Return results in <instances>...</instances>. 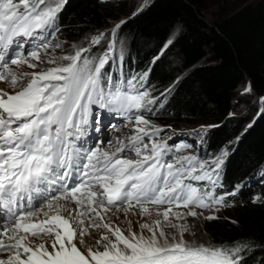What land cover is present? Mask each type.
<instances>
[{
	"label": "snow or ice",
	"instance_id": "snow-or-ice-1",
	"mask_svg": "<svg viewBox=\"0 0 264 264\" xmlns=\"http://www.w3.org/2000/svg\"><path fill=\"white\" fill-rule=\"evenodd\" d=\"M60 6L61 0H0V81L20 87L12 93L0 89V209L11 222L0 225V264H240L241 246L186 241L188 226L173 222L197 215L191 209L179 211L181 206L208 208L209 201L224 204L226 196L236 195H215L226 149L211 161L196 155L172 157L166 142L144 143L161 129L140 114L135 116L136 134L114 151L78 143L90 119L99 124L94 109L130 114L155 103L137 87L135 77L125 82L108 73V52L90 58L84 55L90 48H81L49 57L47 63L55 66L40 72L18 73L9 67L38 66L32 60L41 62L40 49L50 45L41 40L25 55L21 38H36L51 27ZM103 36L93 37L91 44H99ZM144 79L146 74L140 77ZM23 80L27 83L21 87ZM126 149L137 159L122 156ZM186 180H206L212 191H200ZM33 200L42 203L33 207ZM69 203L75 207L69 209ZM125 205V212L138 207L141 216L150 217L154 210L159 218L142 223L139 234L125 235L104 216ZM163 205L167 207L161 209ZM167 227L176 233L170 236ZM98 228L106 232L95 247L86 246L84 236Z\"/></svg>",
	"mask_w": 264,
	"mask_h": 264
},
{
	"label": "trees",
	"instance_id": "trees-1",
	"mask_svg": "<svg viewBox=\"0 0 264 264\" xmlns=\"http://www.w3.org/2000/svg\"><path fill=\"white\" fill-rule=\"evenodd\" d=\"M208 1L152 0L117 28L118 37L124 32L118 39L128 38V45L121 41L127 48L126 67H152L147 89L155 97V123L180 118L217 124L204 137L206 152L212 155L251 122L225 159L215 189L216 196L236 195L225 197L216 219L192 224L189 234L195 244L241 246L240 264H264V184L248 185L260 170L264 175V109L239 117L234 105L237 88L247 79L255 95L264 96V0L222 5L207 20ZM114 10L119 15L129 11L125 0H61L56 31L67 43L84 44L86 36L110 25ZM109 39L91 47L89 57L98 58Z\"/></svg>",
	"mask_w": 264,
	"mask_h": 264
},
{
	"label": "rangeland",
	"instance_id": "rangeland-1",
	"mask_svg": "<svg viewBox=\"0 0 264 264\" xmlns=\"http://www.w3.org/2000/svg\"><path fill=\"white\" fill-rule=\"evenodd\" d=\"M114 1H118V0H101L102 3L107 4V3H113ZM126 1V6L128 8V12L127 14H120L117 10H114L113 13L116 17H114L111 21H110V25L105 28L102 29V31L98 34H95L94 36H86L83 39V42H85L84 44L77 42L76 44L72 45L71 43H67L63 40V38L60 36V34L56 37V39L52 42V44L50 45V47L47 48V50L45 49H40V57H41V62H38L36 60H32V63H36L38 66L36 68H30L28 67L26 64H20V65H11L9 63V67L15 71L19 73V69L21 70V73H24L27 71H38V68H41L43 66L42 69H44L46 66L47 68L50 67L53 64H49L47 63V60L49 57H62L65 55H71V51L72 48L76 45H78L81 48H86L88 46H91V40L93 37L100 35L101 33L104 34L102 40H108L109 37L111 36V33L113 32V28L116 27L117 25H121L122 26V21H128L131 17L132 14L138 12L140 9L144 8L145 6H147L148 4L151 3L152 0H125ZM257 0H209L208 4L206 6V11H205V17L206 19H212L220 10V6L222 5H227V4H231L234 7H241V6H245L247 3H251V2H255ZM63 25V24H62ZM122 29V27L120 28ZM124 33L123 29L122 31L119 33V37L120 34ZM48 33H46L45 35H41L38 36L37 41H35L36 43L40 42L41 40H43L44 42H47ZM118 37V38H119ZM117 39V37L115 38ZM111 40V39H110ZM120 40V41H119ZM126 43L128 45V38L124 37L122 39H118V43H120L119 46V50L116 54V59L118 62L122 61L125 57V53L127 51V48L125 47V45L123 44V42ZM25 39L21 38V43L24 44ZM103 42V41H102ZM117 42V40H116ZM59 44L60 47H56V45ZM103 44V43H102ZM24 54L27 55L28 50L23 49ZM70 53V54H69ZM165 54V53H164ZM155 58V55L153 56ZM153 58V59H154ZM57 63H66L64 61H61L59 59H57ZM23 82L26 84V80H23L20 82V86H23ZM1 86L4 88H9L11 90L14 91H18L20 90V87H17L15 89H12L9 84L7 82H2ZM137 87L142 88V81H137ZM250 87V91H246V89H248ZM234 105H235V114H237V116H244L247 117L249 115H253V113H255L256 111L260 110V108H262V110L264 109V96H256L255 93L252 91L251 86L248 85V83L243 82L239 85V87L237 88V92H236V96L234 98ZM158 116H154V117H146V120L150 121L151 124H155L154 120L157 119ZM163 125H159L161 126V128H163V138L169 139L171 136L173 135H178L180 141L182 142H187L188 144H190V147H188V151L187 153L190 154H194L196 156L199 157V159L204 160L203 159V154H204V147H203V141H201V135L204 131H201L202 126H204L205 128H207V130H211L213 128H216L218 125L217 124H213V123H208V122H199V121H185L183 119L180 118H166L162 121ZM251 124V122L246 123L240 130L239 134L234 136L228 145L231 144V146H229L227 152H230V150L233 148L234 143L237 141L236 139L240 138L241 135H243L245 133V131L249 128V125ZM210 126V127H209ZM176 135V136H177ZM159 142H161L163 139H158ZM175 140V139H173ZM178 140V139H177ZM171 142V141H170ZM191 144L193 145L191 147ZM195 145H197L195 147ZM211 157V156H210ZM215 157V156H214ZM212 160V159H211ZM211 160H204V161H211ZM215 178V177H214ZM191 183H193L196 187L199 188L200 191H204V189L206 191H208V188H210V184L208 181H195V180H189ZM260 183H264V176L261 177L260 182H258V184ZM127 207L122 206L120 208V210H117V208H111L112 210L109 212L108 215H105V221L110 223L113 227L118 226L120 229H122L124 231L125 235H128L129 231L135 232V233H140L141 232V228L140 225L142 223H151L152 220L158 219L159 217H157L155 215V211L153 210V214L149 217L147 215L145 216H141L140 215V209L138 207H133L131 208L129 211L125 212L124 208ZM161 207V206H160ZM166 208V207H161V209ZM221 208H218L216 210L213 211H206V212H196L197 215L196 216H191V215H186L184 217L183 220L181 221H176L173 220L174 223H184L188 226V231H186L184 233V239L186 241L195 243L192 238V236H190L189 231H190V227L192 224L196 223L197 221H203L205 219H207L208 216L210 215H214L216 211L220 210ZM176 210V209H175ZM174 210V211H175ZM181 212L187 213L189 210L187 209H178ZM171 219V217H170ZM87 220H85L86 223ZM99 222V221H97ZM166 232L171 236L173 234L176 233V229L172 228V227H167ZM91 234L90 235H86L88 236V239L84 240V243H88L89 241H91L90 243L93 244L94 246H96V241L100 239L101 235L104 234L106 232L105 229L103 228H98V229H93L90 230ZM93 232V233H92ZM143 234L145 237H147L149 235V232L145 229L143 230ZM38 241V240H37ZM34 242V243H37ZM196 241H200L198 239H196ZM90 243H88L90 245ZM101 250H103L101 248Z\"/></svg>",
	"mask_w": 264,
	"mask_h": 264
},
{
	"label": "bare ground",
	"instance_id": "bare-ground-1",
	"mask_svg": "<svg viewBox=\"0 0 264 264\" xmlns=\"http://www.w3.org/2000/svg\"><path fill=\"white\" fill-rule=\"evenodd\" d=\"M129 55H130V54H129ZM131 55H132V54H131ZM131 57H132V56H131ZM161 125H162V124H161ZM104 126H106V125L104 124ZM116 131H117V130H116ZM115 133H116V132H115ZM124 133H127V131L120 132V133L117 134V135H119V137H121V136H123ZM172 139H173V138H172ZM116 146H117V145H116ZM116 146H115V147L113 146L111 149H112V150H115V149H116ZM104 147H106V144L104 145ZM74 207H75L74 204H72V203H69V204H68V208H69V209L74 208ZM112 208H113V207H112ZM111 210H112V209H110V211H111ZM110 211H108L107 213H104V216H105V215H108ZM65 214H66V213H65ZM85 220H87L86 217H85ZM86 224H87V221H86ZM92 233H93V232H92ZM85 239H88V236L85 235V236H84V240H85ZM37 240H38V239H37ZM37 240H34V242H36ZM39 242H40V240L37 241V243H39ZM90 242H91V241H89L88 243H90ZM49 243H50V241H49ZM88 243H85V245H86V246H89V247H95L93 244L90 243V245H89ZM4 256L6 257V256H7V253H5Z\"/></svg>",
	"mask_w": 264,
	"mask_h": 264
},
{
	"label": "water",
	"instance_id": "water-1",
	"mask_svg": "<svg viewBox=\"0 0 264 264\" xmlns=\"http://www.w3.org/2000/svg\"><path fill=\"white\" fill-rule=\"evenodd\" d=\"M247 83H248L249 86H251V84L249 83V79H247ZM252 91H253V90H252ZM253 92H254V91H253Z\"/></svg>",
	"mask_w": 264,
	"mask_h": 264
}]
</instances>
